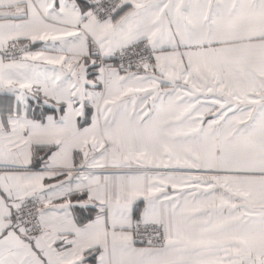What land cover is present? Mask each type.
I'll use <instances>...</instances> for the list:
<instances>
[{"label": "snow or ice", "instance_id": "6c2138e0", "mask_svg": "<svg viewBox=\"0 0 264 264\" xmlns=\"http://www.w3.org/2000/svg\"><path fill=\"white\" fill-rule=\"evenodd\" d=\"M0 264H264V0H0Z\"/></svg>", "mask_w": 264, "mask_h": 264}]
</instances>
